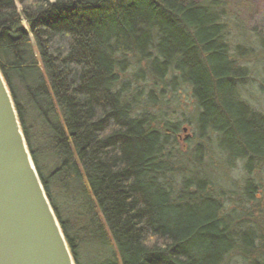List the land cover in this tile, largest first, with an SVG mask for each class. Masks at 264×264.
Wrapping results in <instances>:
<instances>
[{"label":"trees","instance_id":"1","mask_svg":"<svg viewBox=\"0 0 264 264\" xmlns=\"http://www.w3.org/2000/svg\"><path fill=\"white\" fill-rule=\"evenodd\" d=\"M228 34L221 0H0V70L76 264L93 249L108 255L96 264H264V236L239 232L185 166L179 122L137 113L123 90L188 86L201 136L236 125V159L263 168L249 162L264 116L238 95L248 70Z\"/></svg>","mask_w":264,"mask_h":264},{"label":"rangeland","instance_id":"2","mask_svg":"<svg viewBox=\"0 0 264 264\" xmlns=\"http://www.w3.org/2000/svg\"><path fill=\"white\" fill-rule=\"evenodd\" d=\"M221 2L225 20L229 25L227 42L231 52L248 70L238 95L256 113L264 116V0ZM123 90H129L130 97L138 98L137 113L149 109L159 120L179 122V142L181 150L187 154L183 159L185 166L211 180L214 192L224 203L226 219L236 224V219L239 218L240 223L236 224L238 231L252 232L255 244L260 242L261 235L264 236V167L247 173L245 160L236 159L238 155L247 152L248 147H243L246 136L237 131L236 125H233V135L208 131L201 136L199 128L202 126V118L199 116L198 104L191 89L183 84L178 85L176 90L167 86L163 93L158 89L151 91L152 96H148L150 86L143 87L132 79ZM260 120L262 118L257 117V121ZM259 162L264 165V150L249 164L252 166ZM195 165L197 168H194ZM248 180L255 187H248ZM259 254V260L264 258V248L260 249ZM86 255L90 264H96L98 260L108 257L94 249ZM239 260L242 261V258H233L231 264H239Z\"/></svg>","mask_w":264,"mask_h":264},{"label":"water","instance_id":"3","mask_svg":"<svg viewBox=\"0 0 264 264\" xmlns=\"http://www.w3.org/2000/svg\"><path fill=\"white\" fill-rule=\"evenodd\" d=\"M0 264H76L1 70Z\"/></svg>","mask_w":264,"mask_h":264}]
</instances>
